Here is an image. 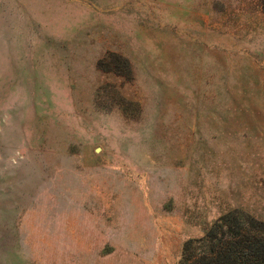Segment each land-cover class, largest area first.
Segmentation results:
<instances>
[{"label":"rangeland","instance_id":"obj_1","mask_svg":"<svg viewBox=\"0 0 264 264\" xmlns=\"http://www.w3.org/2000/svg\"><path fill=\"white\" fill-rule=\"evenodd\" d=\"M264 0H0V264H181L264 221Z\"/></svg>","mask_w":264,"mask_h":264},{"label":"trees","instance_id":"obj_2","mask_svg":"<svg viewBox=\"0 0 264 264\" xmlns=\"http://www.w3.org/2000/svg\"><path fill=\"white\" fill-rule=\"evenodd\" d=\"M181 264H264V221L239 210L223 214L205 236L185 242Z\"/></svg>","mask_w":264,"mask_h":264}]
</instances>
